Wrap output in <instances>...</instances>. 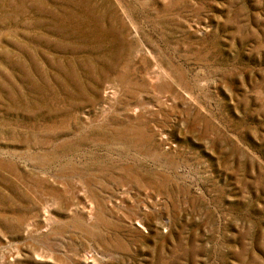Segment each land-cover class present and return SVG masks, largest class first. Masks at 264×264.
<instances>
[{
	"label": "rangeland",
	"instance_id": "rangeland-1",
	"mask_svg": "<svg viewBox=\"0 0 264 264\" xmlns=\"http://www.w3.org/2000/svg\"><path fill=\"white\" fill-rule=\"evenodd\" d=\"M0 264H264V0H0Z\"/></svg>",
	"mask_w": 264,
	"mask_h": 264
}]
</instances>
